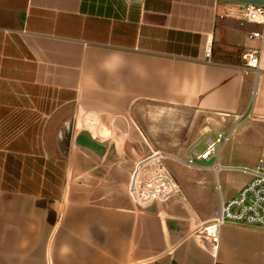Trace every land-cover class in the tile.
<instances>
[{"label": "crops", "instance_id": "obj_1", "mask_svg": "<svg viewBox=\"0 0 264 264\" xmlns=\"http://www.w3.org/2000/svg\"><path fill=\"white\" fill-rule=\"evenodd\" d=\"M218 5L264 0H0V264H264L263 230L223 226L213 251L196 235L237 197L204 183L222 170L173 174L179 194L147 209L124 191L121 167L110 193L74 196L87 180L77 163L97 156L74 142L94 139L82 119L158 103L223 128L248 110L264 124V35L252 43L258 68L242 60L248 31L261 27L221 19Z\"/></svg>", "mask_w": 264, "mask_h": 264}, {"label": "rangeland", "instance_id": "obj_2", "mask_svg": "<svg viewBox=\"0 0 264 264\" xmlns=\"http://www.w3.org/2000/svg\"><path fill=\"white\" fill-rule=\"evenodd\" d=\"M252 107L253 101H251L250 109ZM249 113L248 110L247 114ZM247 114L240 121L238 117L232 119L223 128L221 123L217 122L219 119L213 121L208 116L191 118V114L181 112L174 107L158 103H141L134 108L131 114L122 115V117L82 119L79 122L81 128L85 131L89 130L97 142L109 147L110 152L103 157L93 156L95 161L88 163L85 161L82 165L77 163V170L82 172L79 175L84 174L87 180L76 182L73 185L76 188L82 185L79 192L74 191V196L81 195L83 198L94 199L100 194L110 193L113 185L109 178L113 173V168L121 167L131 172L134 164L152 151H159L170 156L165 160L166 168L175 176L188 182L197 170L188 169L184 162L188 160L189 153L194 147L199 152L205 149L201 142L208 127L222 131L236 121L238 126L231 129L229 141L220 150L221 164L234 168H253L259 159L264 157V124L254 122L247 117ZM126 133L129 136L122 141V134ZM68 148L67 143V154ZM75 148L78 151L80 149L76 145ZM82 151L93 155L88 150ZM72 157L73 155L70 160ZM83 157L78 155L80 159H84ZM67 158L66 162H68ZM203 179L204 183L212 188H216L218 180L224 197H227L235 192L238 196L240 190L250 183L252 177L249 173L239 169H227L219 172L217 178L215 174L208 172Z\"/></svg>", "mask_w": 264, "mask_h": 264}, {"label": "built area", "instance_id": "obj_3", "mask_svg": "<svg viewBox=\"0 0 264 264\" xmlns=\"http://www.w3.org/2000/svg\"><path fill=\"white\" fill-rule=\"evenodd\" d=\"M220 18L235 19L240 26L261 27L251 29L243 46L246 52L242 60L246 68L257 69L259 66L260 49L254 48L252 43L263 40L264 35V7L244 5L239 9L226 8L221 10ZM239 11L238 13L235 11ZM205 56L211 59V47L207 46ZM230 132L217 131L208 128L202 140L205 149L199 152L195 147L189 153L184 164L189 168L208 167L215 173L225 169H239L249 173L252 180L243 187L237 197L222 202L214 211L210 220L202 223L197 229V237H205L213 244L217 243L220 230L226 225H236L255 228L264 231V157L259 159L255 167L234 168L224 166L219 160L221 148L229 141ZM170 156L159 151L142 156L128 173L124 191L139 209H147L156 203H165L180 192V187L173 174L166 168L165 160ZM173 158V157H171ZM214 159L213 164L204 166L201 163ZM217 190L220 192V188Z\"/></svg>", "mask_w": 264, "mask_h": 264}, {"label": "water", "instance_id": "obj_4", "mask_svg": "<svg viewBox=\"0 0 264 264\" xmlns=\"http://www.w3.org/2000/svg\"><path fill=\"white\" fill-rule=\"evenodd\" d=\"M74 142L78 147L86 149L94 153L98 157H103L107 152V148L104 144L97 142L95 139L90 138L84 133H80L79 135H77ZM213 162L214 159H211L207 162H202L201 164L204 166H210L211 164H213ZM201 240L203 241L204 246L208 251H213V246L205 237H201Z\"/></svg>", "mask_w": 264, "mask_h": 264}]
</instances>
